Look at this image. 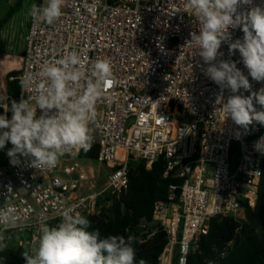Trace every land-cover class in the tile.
<instances>
[{"label": "built area", "instance_id": "obj_1", "mask_svg": "<svg viewBox=\"0 0 264 264\" xmlns=\"http://www.w3.org/2000/svg\"><path fill=\"white\" fill-rule=\"evenodd\" d=\"M185 2L64 0L62 15L52 25L31 16L19 77L12 81L20 82L28 74L38 85L41 65L72 51L86 61L89 74L93 60L111 62L113 81L97 104L99 127L92 145L99 150L96 161L109 174L104 189L94 191L95 176L85 164L92 160L81 158L82 150L66 154L43 173L29 166V158L20 157V163L13 165L9 157L8 165L0 166V208L15 207L19 226L7 231L0 226L5 243L21 237L16 245L37 247L40 229L45 224L56 226L62 208L74 207L87 217L100 214L99 199L105 193L117 196L129 189L132 162H145L151 169L163 160L165 177L174 175L181 181L171 186L167 203L156 205V228L141 225L148 239L159 229L168 237L160 264H174L176 253L177 264L182 260L188 264L191 251L208 234L212 218L239 219L244 204L256 206L264 155L254 144L264 137V126L254 122L245 131L216 104L221 88L204 74L207 65L197 47L186 43L192 31L199 34V24ZM253 6H264V0H253ZM229 31V43L243 38L239 28ZM219 51L223 56L218 59L236 62L248 76L252 91L264 87V82L248 75L238 50L230 56L228 43H222ZM36 94L34 87H21L17 102L25 99L35 106ZM230 95L223 90L225 102ZM9 186L12 192L7 195Z\"/></svg>", "mask_w": 264, "mask_h": 264}, {"label": "clouds", "instance_id": "obj_2", "mask_svg": "<svg viewBox=\"0 0 264 264\" xmlns=\"http://www.w3.org/2000/svg\"><path fill=\"white\" fill-rule=\"evenodd\" d=\"M63 4L64 0H44L41 5L32 4L29 15L52 25L61 17ZM244 5L248 9L238 11ZM185 8L199 24V34L192 31L186 43L197 47V54L207 65L204 74L221 88L216 104L222 106L225 117H231L245 131L254 122L264 126V87L252 91L248 76L236 62L218 59L223 56L219 51L222 43H228L229 55L238 50L252 80L264 82V6H253V0H186ZM230 28L242 30L243 38L229 43ZM39 76L42 80L35 86L31 75L20 78L22 88L34 87L35 106L21 99L12 100L9 107L8 98L0 97L5 114L12 113L11 119L0 115V149L10 142V163L17 165L20 157L29 158V166L43 173L55 168L66 154L91 150L99 127L97 104L112 84L113 70L108 59H95L89 74L86 61L72 51L55 61H45ZM241 89L250 95L244 96ZM223 90L231 93L226 102ZM254 149L264 155V137ZM11 192L9 186L7 195ZM58 214L56 226L45 224L40 229L38 246L21 253L25 264H148L143 258L137 260L135 236L102 237L99 229H93L92 221L74 207L62 208ZM18 220L15 207L0 208L4 231L17 228ZM4 241L0 232V252L7 248Z\"/></svg>", "mask_w": 264, "mask_h": 264}, {"label": "trees", "instance_id": "obj_3", "mask_svg": "<svg viewBox=\"0 0 264 264\" xmlns=\"http://www.w3.org/2000/svg\"><path fill=\"white\" fill-rule=\"evenodd\" d=\"M22 1L20 0L19 6ZM40 3L41 0H35V4ZM17 77L18 71L8 75L9 106L12 100L17 101L20 93V82L11 80ZM10 148L11 143L6 142L4 149H0L1 167L8 165L7 151ZM237 151L238 145L235 144L232 152L234 158ZM98 153L97 148H91L88 152L82 150L81 158L96 161ZM129 176V189L117 196L105 193L99 199L101 213L88 216V219L92 221L93 229H99L102 237L135 236L138 240L135 244L137 260L143 258L148 264H160L168 237L163 229H159L148 239L147 234L141 233V225L146 224L150 229L156 228V205L167 203L171 186L179 185L181 181L174 175L165 177L163 160L154 163L151 169L147 168L145 162H132L129 165ZM244 214L243 219L212 218L208 234L201 239L198 248L191 251L188 264H264V174L258 202L254 208L244 204ZM6 244V250L0 252V264H25L21 253L29 248L9 241ZM178 255L176 253L174 264H177Z\"/></svg>", "mask_w": 264, "mask_h": 264}, {"label": "rangeland", "instance_id": "obj_4", "mask_svg": "<svg viewBox=\"0 0 264 264\" xmlns=\"http://www.w3.org/2000/svg\"><path fill=\"white\" fill-rule=\"evenodd\" d=\"M34 1L23 0L19 6L20 0H0V52L25 48L24 29L30 23L29 10ZM85 164L89 168V172L95 176V179L91 181V186H94L92 190H103L107 183L108 168L97 161H86ZM241 216L245 217L244 212L241 213ZM20 240L22 238L18 237L17 241L12 239L9 242L14 244Z\"/></svg>", "mask_w": 264, "mask_h": 264}, {"label": "crops", "instance_id": "obj_5", "mask_svg": "<svg viewBox=\"0 0 264 264\" xmlns=\"http://www.w3.org/2000/svg\"><path fill=\"white\" fill-rule=\"evenodd\" d=\"M34 4H35V1H34ZM30 20H31V16H30ZM29 26H30V23H28V25L24 29L23 37L25 40V44L27 42ZM25 48L15 49V50L9 49L8 51L0 52V97H6L8 95V90H7L8 75L9 73L13 71L18 70L20 60L22 56L25 54ZM0 113L1 115H6L8 119H11V115H12L11 112H8L5 114L4 109L1 108Z\"/></svg>", "mask_w": 264, "mask_h": 264}, {"label": "water", "instance_id": "obj_6", "mask_svg": "<svg viewBox=\"0 0 264 264\" xmlns=\"http://www.w3.org/2000/svg\"><path fill=\"white\" fill-rule=\"evenodd\" d=\"M28 237H29V234H26V235H25V238H28Z\"/></svg>", "mask_w": 264, "mask_h": 264}]
</instances>
